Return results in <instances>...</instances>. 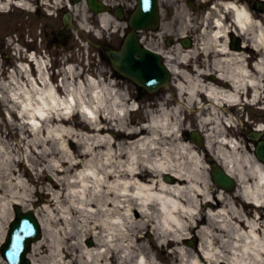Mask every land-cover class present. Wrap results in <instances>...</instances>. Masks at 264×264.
I'll use <instances>...</instances> for the list:
<instances>
[{
  "label": "clouds",
  "instance_id": "clouds-1",
  "mask_svg": "<svg viewBox=\"0 0 264 264\" xmlns=\"http://www.w3.org/2000/svg\"><path fill=\"white\" fill-rule=\"evenodd\" d=\"M96 3L101 10L88 0H0V14L42 9L59 19L66 8L63 25L70 17L67 30L84 49L74 50L73 62L62 47L59 58L50 55L43 23L40 52L21 44L19 33L4 38L15 61L6 66L0 56V244L15 233L9 225L20 205L39 220L38 239L31 225L11 237L18 254L22 236L31 238L27 264H165L157 250L168 253V264H264V161L256 154L264 143L248 140L264 136V119L246 110L264 112V12L249 0H198V7L157 0L156 26L147 29L154 39L144 51L160 58L168 79L149 81L164 95L141 105L81 34L125 37L131 19L109 9L131 6L133 16L149 9L137 0ZM131 31L110 54L125 48ZM245 124L251 132L238 135ZM6 261L13 262L7 251L0 264Z\"/></svg>",
  "mask_w": 264,
  "mask_h": 264
},
{
  "label": "flooded vegetation",
  "instance_id": "flooded-vegetation-1",
  "mask_svg": "<svg viewBox=\"0 0 264 264\" xmlns=\"http://www.w3.org/2000/svg\"><path fill=\"white\" fill-rule=\"evenodd\" d=\"M39 0H37V3ZM64 9L60 11L59 19H52L46 17L42 9H38L35 15L26 13L21 9L13 7V11L8 14H0V56L8 57L5 61L6 66H12L15 61L14 57L10 55V47L5 42V36L12 33L20 34V43L25 44L29 50H36L40 52V47L37 46L35 41L37 40V28L41 23L44 24L43 34L45 37L44 47L51 54L52 50L58 51L60 47L66 49L68 47L70 32L66 30L63 25ZM115 10H113L114 12ZM126 13V11H125ZM30 35L33 39V43H25V35ZM102 44L105 48L111 46L112 49H118L121 46L120 42L117 41H104ZM232 46V45H231ZM239 46V41H238ZM116 77H119L117 73L114 72Z\"/></svg>",
  "mask_w": 264,
  "mask_h": 264
},
{
  "label": "water",
  "instance_id": "water-1",
  "mask_svg": "<svg viewBox=\"0 0 264 264\" xmlns=\"http://www.w3.org/2000/svg\"><path fill=\"white\" fill-rule=\"evenodd\" d=\"M89 4L93 7V2L91 0L88 1ZM139 3L141 5V7H147L149 8L151 5H153L154 0H139ZM155 8V6H154ZM152 8V12H148L147 14L142 15L140 12V7H138V13L137 15L134 17V20H132V23L135 24V26L141 28L145 25V23L149 22V18L152 17V20H154L156 18V14H155V9ZM136 42V38L133 34V36L129 39L128 41V45L130 43H134ZM135 48L133 46H128L125 50L128 52L133 51ZM118 64L123 67L124 71H122V73L130 78H132L135 82L142 84L143 82H146L144 80H141V78L139 77V73L138 70H135L134 68V64L138 63L137 61H135L134 59H132L131 57H120L117 60ZM258 157L260 159H262L264 161V150L261 149L258 151ZM214 179L216 180V182L221 186V187H228V182L224 179V177L219 173V171H217V173L214 174ZM15 211L17 214V218L16 221L11 225V229L15 231V233H13L12 231H10L9 233V237L7 239V243L6 245H4L2 247V255L4 257L5 252L7 251L9 253V257L12 256V264H16V255L18 254V250L15 252V249H13L11 247L12 243H13V239L15 237V235H22V233L19 232V230L24 226V230L28 231V225L31 226H35L34 227V232H35V238L39 237V230H38V226L33 218V216L28 213L23 215L21 213V211L15 207ZM26 222V223H25ZM11 237H13V239H11ZM31 238L30 237H25L22 236L21 241H20V246L22 249H24V251L22 253H19L18 255H21V261L20 264H27V262L25 260H23V258L25 259V253L29 248V244L31 242ZM15 252V253H14ZM23 256V257H22Z\"/></svg>",
  "mask_w": 264,
  "mask_h": 264
},
{
  "label": "rangeland",
  "instance_id": "rangeland-1",
  "mask_svg": "<svg viewBox=\"0 0 264 264\" xmlns=\"http://www.w3.org/2000/svg\"><path fill=\"white\" fill-rule=\"evenodd\" d=\"M132 1V0H131ZM195 2H194V4L198 7V2L196 1V0H194ZM165 7H167V5H165ZM164 19V17H162V20ZM154 38L153 37H151V39H148L147 41H152ZM73 41H75L76 42V44L78 43V45H79V42L77 41V40H73ZM149 42V43H150ZM90 51L92 52V53H96L93 49H90ZM94 59V58H93ZM102 64L104 65V66H107V65H105L103 62H102ZM92 67L95 69V68H98L99 66L95 63V60H93V65H92ZM125 83H127V82H125ZM128 85H129V83H127ZM129 88L130 89H134L131 85H129ZM134 93V92H133ZM163 95H164V92H162V93H160L158 96H153V98L154 97H156V99H159V98H162L163 97ZM152 97H148V98H145V99H151ZM144 104V103H143ZM247 110V112L248 113H250L251 114V118L253 119V120H261V119H264V114H263V112H259V111H256L255 109H253V108H251V107H249V108H247L246 109ZM1 115V114H0ZM134 115V119H142V117H141V114L140 113H135V114H133ZM189 119H193V125L195 126V121H194V118L193 117H189ZM241 119H243V116H241ZM245 129H246V131H242V132H244V133H242V132H240V133H238L239 135H245V133H250L251 132V130H252V127H251V125H249V124H245ZM252 144V143H251ZM21 168H23V166H21ZM26 175H28L29 173L26 171V173H25ZM33 180H35V179H33ZM42 180H43V178H41V182H42ZM36 181V180H35ZM37 182V181H36ZM159 253H160V258L161 259H163V258H165V263H168V261L171 259V257L168 255V253L165 251V250H157ZM0 258H2V257H0Z\"/></svg>",
  "mask_w": 264,
  "mask_h": 264
},
{
  "label": "bare ground",
  "instance_id": "bare-ground-1",
  "mask_svg": "<svg viewBox=\"0 0 264 264\" xmlns=\"http://www.w3.org/2000/svg\"><path fill=\"white\" fill-rule=\"evenodd\" d=\"M237 50H238V49H237ZM247 51H249V49H247ZM250 51H251V49H250ZM34 71H35V69H34V67H33V72H34ZM79 126H80V127H83V125H79ZM116 135H117V136H123V133H116ZM73 148H75V145H73ZM22 166H23V165H22ZM33 182L36 183L35 180H33ZM41 198H42V200H43V198H44L43 195H42ZM35 214H36V213H35ZM36 216H37V215H36ZM37 218H38V217H37ZM193 241H196V243H197V240H196V239H194ZM185 243H188V242H185ZM196 243H195V244H196ZM195 244H194V245H195ZM169 245L172 246L171 243H170ZM152 246H153V248L155 249V242H154V241H153V243H152ZM162 260H165V258H163ZM165 264H168V263H165Z\"/></svg>",
  "mask_w": 264,
  "mask_h": 264
}]
</instances>
